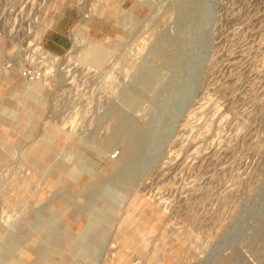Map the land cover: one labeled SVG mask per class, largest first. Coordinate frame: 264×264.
<instances>
[{"label":"rangeland","instance_id":"obj_1","mask_svg":"<svg viewBox=\"0 0 264 264\" xmlns=\"http://www.w3.org/2000/svg\"><path fill=\"white\" fill-rule=\"evenodd\" d=\"M0 264H264V0H0Z\"/></svg>","mask_w":264,"mask_h":264}]
</instances>
